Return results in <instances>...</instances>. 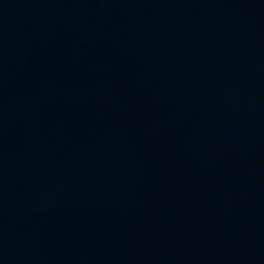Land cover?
Segmentation results:
<instances>
[{
	"label": "water",
	"instance_id": "water-1",
	"mask_svg": "<svg viewBox=\"0 0 264 264\" xmlns=\"http://www.w3.org/2000/svg\"><path fill=\"white\" fill-rule=\"evenodd\" d=\"M0 264H264V0H0Z\"/></svg>",
	"mask_w": 264,
	"mask_h": 264
}]
</instances>
